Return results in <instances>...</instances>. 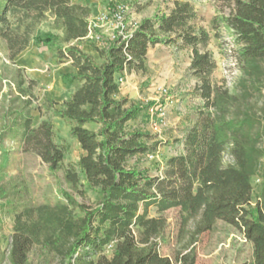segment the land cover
<instances>
[{"label": "trees", "instance_id": "trees-1", "mask_svg": "<svg viewBox=\"0 0 264 264\" xmlns=\"http://www.w3.org/2000/svg\"><path fill=\"white\" fill-rule=\"evenodd\" d=\"M222 1L232 7L231 14L216 16L208 28L192 0H173L168 8L139 21L126 39L116 37L105 47L95 46L99 61L71 44L90 32L89 0H0V50L11 63L33 40L48 46L57 40L69 44L56 46L54 54L72 60L74 71L63 78L79 85L62 103L59 116L70 122L83 153L77 163L66 165L65 181L81 197L86 196L85 188L102 196L88 205L65 193L64 203L16 208L11 264H31L33 256H54L60 264H197L196 238L219 221L239 229L252 243V264H264V181L251 208L252 178L264 179V0ZM112 2L107 8L114 7ZM49 17L63 36H38ZM222 24L233 31L239 46L240 75L234 92L215 78L218 64L208 48L214 37L220 38ZM158 43L191 51L193 93L202 103L181 140L184 150L153 175L140 162L157 152L159 141L129 122L157 101L122 96L117 76L148 72L147 54ZM21 72H13L15 88L26 94ZM20 94L12 100L20 107L12 109L8 133L21 142L23 152L38 155L53 170L62 168L68 147L56 142L52 121L34 126L32 98ZM227 153L230 162L225 161ZM0 194L6 195L5 187ZM173 209L179 210L178 241L189 238L175 258L160 253L169 228L166 214ZM191 222L195 226L190 231ZM112 243V255H104Z\"/></svg>", "mask_w": 264, "mask_h": 264}, {"label": "rangeland", "instance_id": "rangeland-1", "mask_svg": "<svg viewBox=\"0 0 264 264\" xmlns=\"http://www.w3.org/2000/svg\"><path fill=\"white\" fill-rule=\"evenodd\" d=\"M111 1L114 4L125 2V0H104V11L107 10V5ZM192 2L197 6L199 14L203 16L202 22L208 28L211 27L213 18L228 16L232 11V7L226 5L222 0H192ZM129 4L139 8L137 13L144 9L146 10L144 13L152 14L160 8H168L173 4V0H131ZM45 25L47 27L49 25L47 20H45ZM47 30L46 28L42 32V37L47 35ZM219 34L220 38L214 37L208 46L214 53L218 64L215 78L234 92L235 81L240 75L236 59L239 46L233 37V31L224 24H222ZM56 46L57 44L51 48L53 52L56 51ZM49 54L54 53H45L48 56ZM153 54L155 56L151 57L154 61L153 66L149 68L147 74H142L144 79L138 84L134 101L164 102L162 88H166L174 103L170 105L167 121L163 126L154 128L149 121L147 112L143 113L137 121H133L131 126L142 127L157 137L160 153L155 157L144 156L140 162L141 167H147L151 174L157 175L169 157L184 150L181 140L188 126L195 119V112L202 101L193 93L196 79L189 69L191 63L189 51L160 48L156 49ZM99 61L101 60L99 59ZM39 66L37 64V67ZM34 67L31 65L30 68L22 70L21 74L27 81L24 88H28L29 92L20 94L15 88L14 82L13 72L17 68L16 64L6 59L0 50V187L3 186L6 189V195L0 194V264H11L8 257L14 233L16 208L21 209L29 204L64 203L66 201L65 193L88 205L95 204L102 197L99 193L88 188H85L87 191L85 198L81 197L65 181L66 165L77 163L83 150L71 134L70 122L59 116L63 104L56 94L57 91L62 92L61 86L56 85L55 79H52L53 88H50L47 80L39 75L40 73ZM49 71H46L48 75ZM19 94L22 95V99L32 98L34 126H38L43 120L52 121L56 142L68 147L62 168L53 170L38 155L23 152L21 142L8 133L13 118L12 109L20 107L19 101L15 107L12 100ZM19 109H17L18 113ZM230 159V154L227 153L225 161L230 162ZM263 181L264 179L260 175H254L252 178L254 193L251 208L261 193ZM77 213L83 214L79 211ZM152 214L155 215V212ZM166 215L169 228L165 239L161 241L160 253L175 258L176 252L187 245L189 238L186 237L182 241L177 239L181 227L179 210H170ZM217 224L215 229L196 238L198 240L195 243L198 256L197 264H252L254 260L252 243L244 239L239 229L224 221H219ZM194 226V223L191 222L189 230H193ZM30 261L31 264H60V260L54 256L48 259L33 256Z\"/></svg>", "mask_w": 264, "mask_h": 264}, {"label": "crops", "instance_id": "crops-1", "mask_svg": "<svg viewBox=\"0 0 264 264\" xmlns=\"http://www.w3.org/2000/svg\"><path fill=\"white\" fill-rule=\"evenodd\" d=\"M75 1L77 0H74V2ZM103 1L104 0H89V5H90V8L92 9L90 20L97 19L104 12ZM130 8L131 10L128 14V18L130 21H133V22H138V21H141L143 18L151 17L155 13V12H153L152 14H147L146 12L144 13V11H146L144 9H142L140 12L137 13V10L139 8H135L134 6H130ZM47 23L49 24L48 27L45 25V22L42 23L41 28L38 31V36L44 39L45 37H42L41 35H42V32H44L46 28L49 30V31L47 30V34L52 33L59 37L63 36V30L61 29L57 30L53 28L52 26L53 18L52 17H49V19L47 20ZM109 30L110 28L108 25L107 27L102 29L105 36L109 34ZM55 42L57 46L58 45L59 46L69 45L68 43L60 42L59 40ZM76 43L82 48L83 51L91 55L93 54L94 56H96L98 60L100 59L97 52L95 51L96 45H93V44L91 45L90 42L87 41L86 39H82L80 41H74L71 44H76ZM53 47L54 46L39 44L33 40L31 41V44L27 50H25L24 52L19 54L17 57H15L16 58L15 64H16V67L21 70L28 69L30 68L31 65H34L35 66L34 68H36V70H38V72L40 73L39 75H41L45 80H47V83L50 85V88L51 87L53 88L52 79H55L56 85L58 84L62 88V92L57 91V94H56V97L61 99V104H62L65 100H69L71 98L72 94L78 89L77 87L79 83L66 81L63 78V75L68 74V73H73L74 67L72 65V60H68V59L60 60L58 57H55V54H49V56L45 55V53H55L51 50V48ZM160 48L170 50L175 47L166 46L160 43L156 44L155 47L150 49L147 54L148 55V59L146 62L147 70H149V68L153 66L152 64L154 63V61L152 58L155 57L153 54L154 51ZM186 50L191 53L190 50L188 49ZM178 51H183V50H178ZM3 55L5 56V53H3ZM56 62H60V63H56ZM37 64H39L40 66L37 67ZM48 70H50L49 75L46 73V71ZM142 74L145 75L147 74V72L146 73L143 71L137 72V71L132 70V72L124 71V73L118 74L117 80L119 78L123 79V84L120 85L122 96L124 97L127 96L130 100L136 99V91L138 90V84L144 79V77H142ZM170 107L171 106H167V111L170 110ZM63 108H64V105H63ZM137 120H133V121H137ZM133 121L129 122V126L132 128L136 127L135 125L131 126V123Z\"/></svg>", "mask_w": 264, "mask_h": 264}, {"label": "built area", "instance_id": "built-area-1", "mask_svg": "<svg viewBox=\"0 0 264 264\" xmlns=\"http://www.w3.org/2000/svg\"><path fill=\"white\" fill-rule=\"evenodd\" d=\"M131 0H125V2L115 3L114 7L107 8L97 19L90 20V32L86 39L92 45H96L99 48L105 47L109 42L114 41L116 37H120L122 40L130 36L139 26V22H132L128 18V14L131 10ZM109 26V34L104 35L102 29ZM119 84H123V79H118ZM162 96L164 102H159L155 106L148 109L147 114L149 121L154 128L163 126L167 121V106L174 103L172 96L169 95L166 88H162ZM160 151L151 154V157L158 155ZM245 239V238H244ZM247 241V239H245ZM114 249V243L109 244L103 254L111 256Z\"/></svg>", "mask_w": 264, "mask_h": 264}]
</instances>
